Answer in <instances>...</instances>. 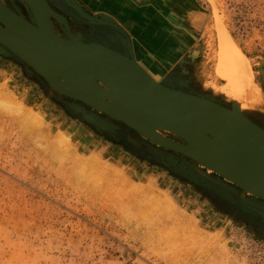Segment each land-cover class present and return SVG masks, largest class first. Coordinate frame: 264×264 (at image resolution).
Wrapping results in <instances>:
<instances>
[{
  "label": "rangeland",
  "instance_id": "1",
  "mask_svg": "<svg viewBox=\"0 0 264 264\" xmlns=\"http://www.w3.org/2000/svg\"><path fill=\"white\" fill-rule=\"evenodd\" d=\"M196 2L189 89L230 107L241 85L240 111L264 129V0ZM216 16L250 81L215 74ZM99 115L0 45V264H264L262 200Z\"/></svg>",
  "mask_w": 264,
  "mask_h": 264
},
{
  "label": "water",
  "instance_id": "2",
  "mask_svg": "<svg viewBox=\"0 0 264 264\" xmlns=\"http://www.w3.org/2000/svg\"><path fill=\"white\" fill-rule=\"evenodd\" d=\"M30 12L0 0V45L68 98L115 119L149 141L180 153L264 202V129L247 118L238 101L226 107L211 98L171 87L132 55L70 31L47 0H20ZM82 17L96 19L74 0ZM50 18L64 24L61 35ZM159 131L175 135L178 140Z\"/></svg>",
  "mask_w": 264,
  "mask_h": 264
},
{
  "label": "crops",
  "instance_id": "3",
  "mask_svg": "<svg viewBox=\"0 0 264 264\" xmlns=\"http://www.w3.org/2000/svg\"><path fill=\"white\" fill-rule=\"evenodd\" d=\"M47 1L68 15L74 29L71 32L82 40L121 52H126L128 41L133 57L165 84L176 88L175 84H181L183 79L191 82L184 73L189 71L197 53L189 27L196 25V18L203 14V7L196 0H74L89 15L112 22L122 32L82 17L65 0ZM98 117L105 120V116Z\"/></svg>",
  "mask_w": 264,
  "mask_h": 264
},
{
  "label": "bare ground",
  "instance_id": "4",
  "mask_svg": "<svg viewBox=\"0 0 264 264\" xmlns=\"http://www.w3.org/2000/svg\"><path fill=\"white\" fill-rule=\"evenodd\" d=\"M215 27L217 29L216 37L218 40V44H217L218 50L216 55L217 59L214 70L215 74L220 78L227 79L228 81H236L240 78L245 81H250L251 73L247 58L242 53L238 45L231 38V36L228 34V32L223 28L218 18L216 19ZM230 84L235 90L233 94V99L238 101L240 108V103L243 96V87L241 85L236 86L232 82ZM159 132L161 134H164L165 136H169L175 140L176 139L178 140V138L173 134H169L163 131H159ZM59 138H60L59 139L60 146L63 147L67 145L66 141L64 140L65 138L64 139L63 137H59ZM246 211L247 209H245V214L247 215V217H249V219L252 220L253 217L250 215V213H247Z\"/></svg>",
  "mask_w": 264,
  "mask_h": 264
},
{
  "label": "flooded vegetation",
  "instance_id": "5",
  "mask_svg": "<svg viewBox=\"0 0 264 264\" xmlns=\"http://www.w3.org/2000/svg\"><path fill=\"white\" fill-rule=\"evenodd\" d=\"M3 1V3H5V4H7L8 6H15V7H17L18 9H20V11L22 12V14L25 16V17H27V14H26V12L24 11V9L21 7V5L19 4V2H18V0H2ZM48 3H49V5L52 7V8H54L55 7V3L54 2H50V1H48ZM56 11L57 12H59V13H61L63 16H65V18L67 19V21H68V24H69V26H70V31H73L74 32V29H73V27H72V22L70 21V19H69V17H68V15L63 11V10H61V9H56ZM50 22H51V24H52V26H53V28L58 32V33H60L61 35H63L64 33H65V28H64V26H62L61 24H58L57 22H55L52 18H50ZM189 82L187 81V79H183V81H182V83L181 84H175V87L176 88H179V89H183L184 91H188V92H190V93H198V92H196L195 90H194V88L193 89H189ZM94 117V116H93ZM98 119V118H97ZM100 120H102V119H100ZM103 121H106V120H103ZM109 122H111L113 125H114V127H113V129L114 128H116V129H120L119 127H121V125L120 124H118V123H113L112 121H110L109 120ZM111 132H113V131H110L109 133H111ZM209 185V184H208ZM210 186V185H209ZM213 189H214V192H216V193H218V194H221V195H223L224 194V192H223V190H220V189H216V188H214L213 187ZM235 195H237L238 196V194L237 193H235ZM231 199V204L232 203H234V202H236L235 201V198H230ZM239 209V211L241 212V213H244L245 214V209L244 208H242V206L240 207V208H238ZM263 210V209H262ZM264 211V210H263ZM262 211V212H263ZM253 219V218H252ZM260 228H263L264 229V222H262V224H260V225H258Z\"/></svg>",
  "mask_w": 264,
  "mask_h": 264
}]
</instances>
